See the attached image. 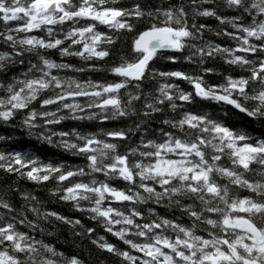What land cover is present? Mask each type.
I'll list each match as a JSON object with an SVG mask.
<instances>
[{"label":"snow or ice","instance_id":"snow-or-ice-1","mask_svg":"<svg viewBox=\"0 0 264 264\" xmlns=\"http://www.w3.org/2000/svg\"><path fill=\"white\" fill-rule=\"evenodd\" d=\"M0 124V264H264V0H0Z\"/></svg>","mask_w":264,"mask_h":264},{"label":"trees","instance_id":"trees-1","mask_svg":"<svg viewBox=\"0 0 264 264\" xmlns=\"http://www.w3.org/2000/svg\"><path fill=\"white\" fill-rule=\"evenodd\" d=\"M208 23L210 25L215 26V21L213 20H209ZM211 35V34H209ZM215 38V37H212ZM223 43H228V41L224 40ZM219 63H223L222 61H220ZM182 65H175V67H181ZM184 67H187L186 65H184ZM225 67H227L225 65ZM181 87H189L186 83H181ZM70 122H65V130H67V127L69 125ZM88 123H92V122H88ZM255 127V126H253ZM254 136L258 135V131L257 132H253L252 133ZM11 135L13 137L12 140H9L7 142L6 145H0V151L3 150V148L6 146L9 149H15L16 151H24V152H31V153H35L42 161L48 162H56L59 161L61 159L70 161L72 163H80V161L77 158H74L72 156H70L69 154L63 152L62 150L56 148V147H52L49 146L45 143H41L40 141H38L36 139L35 136H29L27 134V132L21 128H19L18 126L13 129L9 126H5L3 124H0V136H8ZM26 187L31 188L32 185L31 184H27L25 185ZM50 207L54 210H57L61 213L64 214H68V215H73L74 217L79 216L78 213H73L70 212L68 206L64 203L61 202H52L50 204ZM84 222L87 223L88 221L86 220V218H84ZM59 230L67 233V228L65 226H58ZM100 234H103V230H100ZM64 237L61 236V239H63ZM110 239L113 240V242H115V238H111ZM77 243H81L83 248H86L87 251H83V255L87 258L88 257V253L89 251L93 252V254L95 255V249L90 246L89 242L87 240L84 241H77ZM67 247V246H65Z\"/></svg>","mask_w":264,"mask_h":264}]
</instances>
